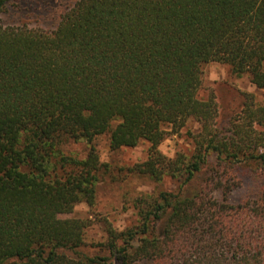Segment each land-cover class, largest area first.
Segmentation results:
<instances>
[{
    "label": "trees",
    "instance_id": "1",
    "mask_svg": "<svg viewBox=\"0 0 264 264\" xmlns=\"http://www.w3.org/2000/svg\"><path fill=\"white\" fill-rule=\"evenodd\" d=\"M18 1L0 0V264H264V101L242 91L220 124L198 96L209 62L264 89V0H76L52 29L4 23ZM188 119L191 155L162 154ZM104 133L148 141L128 171L175 187L136 197L137 224L106 222L88 254V222L60 215L94 203Z\"/></svg>",
    "mask_w": 264,
    "mask_h": 264
},
{
    "label": "rangeland",
    "instance_id": "2",
    "mask_svg": "<svg viewBox=\"0 0 264 264\" xmlns=\"http://www.w3.org/2000/svg\"><path fill=\"white\" fill-rule=\"evenodd\" d=\"M75 1L19 0L2 19L7 24H26L32 28L52 29ZM202 78L198 96L206 98L213 93L218 104L217 120L220 124H225L239 111L243 102L242 91L252 93L258 103L264 101V89L256 87L247 75H234L227 64L219 62L205 64ZM164 130V138L158 145L162 154L171 158L179 153L191 155L194 149L193 135L200 131L198 122L188 119L178 129L166 125ZM93 144L102 164L100 179L95 188V201L92 205L80 201L74 205L70 213L60 215L63 218L75 217L88 222L84 236L87 243L84 251L88 254L98 251L92 244L105 241L106 222L116 230H124L137 224L138 216L134 207L136 197L175 187V182L168 177L161 183H156L147 176L128 171L129 166L147 158L150 147L148 141L141 140L136 146L112 150L109 147V135L104 133L97 135L93 139ZM60 148L66 155L84 158L89 144L84 140H68L62 143Z\"/></svg>",
    "mask_w": 264,
    "mask_h": 264
}]
</instances>
